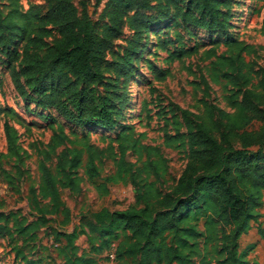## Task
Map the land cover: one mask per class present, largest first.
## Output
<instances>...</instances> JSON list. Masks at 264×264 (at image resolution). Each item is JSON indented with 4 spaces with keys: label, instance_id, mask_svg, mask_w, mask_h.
Here are the masks:
<instances>
[{
    "label": "trees",
    "instance_id": "obj_1",
    "mask_svg": "<svg viewBox=\"0 0 264 264\" xmlns=\"http://www.w3.org/2000/svg\"><path fill=\"white\" fill-rule=\"evenodd\" d=\"M3 2L0 66L8 71L26 111L32 113L33 106L51 127L52 137L38 167L47 207L31 187L30 202L39 221L28 223L16 213L0 212V234L30 238L37 226L49 223L48 215L61 216L62 229L70 224L71 211L60 189L80 193L81 169L90 181L100 179L97 161L102 152L86 132L103 130L114 134L120 153L118 177H127L137 187L139 204L121 211L103 208L88 213L82 217L80 232L57 233L69 250L64 264H98L77 253L74 242L81 234L90 237L93 253H106L111 263L131 259L134 264H192L191 254L207 236L219 241L225 264H248L240 240L264 207V68H259L254 87L243 56L252 47L229 33L233 0H107L98 21L90 17L86 1L78 6L74 0H45L43 10L31 6L24 13L17 5L5 13ZM171 29L178 35L189 31L219 36L214 43H221L231 56L218 57L212 66H227L223 77L238 90L231 98L234 112H227L207 99L211 85L202 74V114L173 102L164 108V145H183L187 163L175 187L162 191L152 188L155 181L146 183L150 177L160 179L161 163L145 161L139 168L132 162L129 151L138 148L139 142L124 124L130 104L128 87L148 51L150 35ZM127 31L125 46H118L116 42ZM197 53V45L179 43L171 56L181 59ZM208 55L216 57V50L211 48ZM151 72L161 80L166 77L155 66ZM3 112L7 152L0 153V173L12 178L3 169V160L10 159L16 177L21 178L25 152L8 118L18 113L9 107ZM142 149L149 155L160 152ZM54 158L55 171L51 168Z\"/></svg>",
    "mask_w": 264,
    "mask_h": 264
},
{
    "label": "rangeland",
    "instance_id": "obj_2",
    "mask_svg": "<svg viewBox=\"0 0 264 264\" xmlns=\"http://www.w3.org/2000/svg\"><path fill=\"white\" fill-rule=\"evenodd\" d=\"M83 1L87 2L92 20L98 21L107 0H101L100 3L98 0H74L78 6ZM45 4V0H4L3 2L5 13H9L16 7L15 5L24 13L31 6L43 10ZM233 13L229 33L252 47V50L249 53H243V56L249 64L246 71L251 70L252 85L257 87L259 82L257 72L259 68H264V0H233ZM180 33L178 35L171 29L150 35L148 51L140 64L139 72L128 87L130 104L124 125L129 127L128 133L139 142L138 148L130 150L129 155L132 162L139 168L145 161L161 163L160 179L150 177L147 178L146 183L155 181L152 188H161L162 191L175 187L187 163L186 148L183 145L176 144L173 147L164 145L166 123L165 118L161 116L164 108L167 110V105L173 102L195 114H202L204 111L202 100L205 96L203 88L199 86L202 74L211 85L210 96L207 99L227 112H234L231 98L238 90L223 77L227 66L223 63H220L217 69L212 66L218 57L231 56L221 43H214V39L219 36L213 37L205 33L189 31ZM129 36L130 33L127 31L125 37L118 40L116 44L125 46ZM179 43L186 47L197 45L198 53L181 59L173 58L172 49ZM211 48L216 50V57L208 55ZM152 66L165 73V79L156 78L151 72ZM153 89L155 92L152 91ZM7 107L18 113V116L8 118L11 125L18 131L19 144L25 152V164L22 167L24 176L18 178L15 175L14 161L3 160V169L11 174L12 178L0 173V212L16 213L20 219L27 218L28 223H35L40 218L31 205L30 188H36L42 205L47 207L48 201L42 199L38 167L43 157L42 152L46 150L52 137V129L40 119L33 106L32 113L26 111L8 71L0 66V153L7 152L3 130V124L7 118L3 109ZM59 121L67 125L60 118ZM67 131H70L69 128ZM86 133L91 144L102 152L97 161L101 172L100 179L95 182L90 181L81 169L80 193H73L67 188L60 189L61 199L71 211V222L66 228L62 229L59 226L61 216L48 215L49 223L45 226H37L30 238L17 234L13 237L0 234V264H64L65 254L69 250L57 233L80 232L83 229L82 217L88 213L103 208L121 211L139 204L136 197L137 187L132 185L127 177H118L117 163L120 153L117 143L113 142L114 134L103 130H92ZM70 135L72 139H76L72 132ZM142 147L157 148L160 152L149 155ZM56 163L54 158L51 163L53 171L56 170ZM199 229L204 230L203 222L200 223ZM262 231L264 232V207L258 211V218L252 223L249 233L240 240V251L248 264H264V233ZM74 245L80 256L92 258L98 264H134L131 259L111 263L106 253L102 255L93 253L88 234L79 235ZM219 249V241L216 238L206 236L200 239L197 250L191 254L192 264H225V256L219 253ZM23 256L26 258L24 259Z\"/></svg>",
    "mask_w": 264,
    "mask_h": 264
},
{
    "label": "built area",
    "instance_id": "obj_3",
    "mask_svg": "<svg viewBox=\"0 0 264 264\" xmlns=\"http://www.w3.org/2000/svg\"><path fill=\"white\" fill-rule=\"evenodd\" d=\"M110 258L113 260L114 259V255H110Z\"/></svg>",
    "mask_w": 264,
    "mask_h": 264
}]
</instances>
